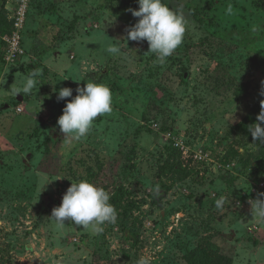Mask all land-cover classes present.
Instances as JSON below:
<instances>
[{"label":"rangeland","instance_id":"obj_1","mask_svg":"<svg viewBox=\"0 0 264 264\" xmlns=\"http://www.w3.org/2000/svg\"><path fill=\"white\" fill-rule=\"evenodd\" d=\"M16 1L0 0V264H264V220L249 203L264 193V143L248 131L264 100L254 0H179L187 31L164 62L147 41L126 39L137 0H29L25 50L8 64L2 37ZM33 70L41 75L23 94ZM90 80L109 86L113 111L69 146L57 120L71 98L58 90L75 96ZM176 140L213 160L189 169ZM111 177L123 186L119 203L110 199L114 223L100 234L57 228L52 209L72 181L112 197Z\"/></svg>","mask_w":264,"mask_h":264},{"label":"clouds","instance_id":"obj_2","mask_svg":"<svg viewBox=\"0 0 264 264\" xmlns=\"http://www.w3.org/2000/svg\"><path fill=\"white\" fill-rule=\"evenodd\" d=\"M172 0H137L138 9L129 8L133 17L138 18L134 25L126 29L127 40L147 41L149 52L153 53L160 62L166 61L175 50L183 43L187 31V20L183 14L182 6L177 2L176 7H170ZM231 4L226 9V14L231 15ZM110 54H121L119 46H109ZM41 75L39 70H33L22 87L23 94H31ZM79 82V81H77ZM62 87L58 90V100L71 98L63 108V114L58 118L57 125L67 139L69 146L72 140L85 138L98 116L111 114L112 92L104 83L90 80L83 87L75 89ZM264 95V92L261 93ZM257 123L251 125L248 131L253 140L264 143V100L261 101V111L257 116ZM110 194L102 187L86 179L72 181L62 197L59 206L52 209L50 219L54 220L57 228H63L66 222L91 229L100 234L104 231L106 223H114L117 212L110 203ZM225 197L215 201L217 209L225 204ZM251 215L264 220V193H258L256 199L249 201Z\"/></svg>","mask_w":264,"mask_h":264},{"label":"built area","instance_id":"obj_3","mask_svg":"<svg viewBox=\"0 0 264 264\" xmlns=\"http://www.w3.org/2000/svg\"><path fill=\"white\" fill-rule=\"evenodd\" d=\"M29 0H17L14 10L8 17L10 30L2 38L4 40L3 59L6 63H12L24 53L23 33L28 19ZM17 113L22 112L21 105L15 106ZM174 146L181 153V161L187 167H199L208 165L213 159L211 153L205 147H192L182 141L176 140Z\"/></svg>","mask_w":264,"mask_h":264},{"label":"trees","instance_id":"obj_4","mask_svg":"<svg viewBox=\"0 0 264 264\" xmlns=\"http://www.w3.org/2000/svg\"><path fill=\"white\" fill-rule=\"evenodd\" d=\"M121 1L125 5H130V3H131L130 0H121ZM254 3L256 4V6L258 8H260L262 11H264V1L263 0H254ZM9 30H10V24H9ZM40 52H39V54H40ZM2 59H3V56H2ZM17 101H15V102H17ZM116 169L117 168L115 167V170ZM89 175H91V176L93 175L94 176L95 175L94 171H90ZM115 175L116 174H114L113 176H115ZM110 181L112 183L111 186L113 187L112 188L113 189V194H112V197H111V201L113 202L114 205H116L117 203H119V200L121 199V197L123 195V186H122V184L119 181L115 182L112 177L110 178ZM207 260L210 262L209 259H206V261H204L201 264H209V262ZM229 260L232 261V257Z\"/></svg>","mask_w":264,"mask_h":264},{"label":"water","instance_id":"obj_5","mask_svg":"<svg viewBox=\"0 0 264 264\" xmlns=\"http://www.w3.org/2000/svg\"><path fill=\"white\" fill-rule=\"evenodd\" d=\"M20 100H22L21 96L18 97V101H20ZM44 200H45V203H46V196L44 197ZM44 205H46V204H44Z\"/></svg>","mask_w":264,"mask_h":264}]
</instances>
